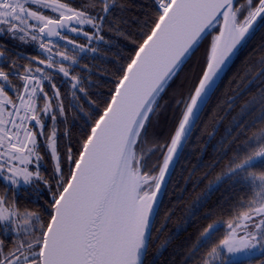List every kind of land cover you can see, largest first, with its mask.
Segmentation results:
<instances>
[{
    "label": "snow or ice",
    "instance_id": "6c2138e0",
    "mask_svg": "<svg viewBox=\"0 0 264 264\" xmlns=\"http://www.w3.org/2000/svg\"><path fill=\"white\" fill-rule=\"evenodd\" d=\"M0 264H264V0H0Z\"/></svg>",
    "mask_w": 264,
    "mask_h": 264
},
{
    "label": "flooded vegetation",
    "instance_id": "af4514ba",
    "mask_svg": "<svg viewBox=\"0 0 264 264\" xmlns=\"http://www.w3.org/2000/svg\"><path fill=\"white\" fill-rule=\"evenodd\" d=\"M23 51H25V52H32L33 49L31 47H28V48H24Z\"/></svg>",
    "mask_w": 264,
    "mask_h": 264
}]
</instances>
